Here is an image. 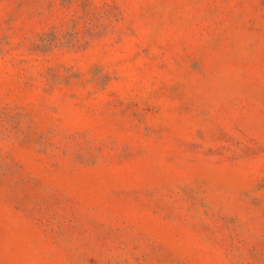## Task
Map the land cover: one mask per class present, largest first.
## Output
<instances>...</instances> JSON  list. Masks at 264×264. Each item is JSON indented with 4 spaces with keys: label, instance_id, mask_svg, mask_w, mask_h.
I'll return each mask as SVG.
<instances>
[{
    "label": "rangeland",
    "instance_id": "1",
    "mask_svg": "<svg viewBox=\"0 0 264 264\" xmlns=\"http://www.w3.org/2000/svg\"><path fill=\"white\" fill-rule=\"evenodd\" d=\"M0 264H264V0H0Z\"/></svg>",
    "mask_w": 264,
    "mask_h": 264
}]
</instances>
